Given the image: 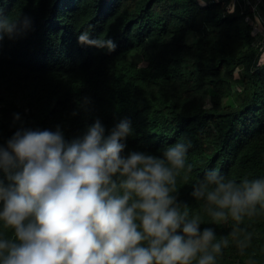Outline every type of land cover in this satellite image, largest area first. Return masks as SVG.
Returning a JSON list of instances; mask_svg holds the SVG:
<instances>
[{"label":"trees","instance_id":"trees-1","mask_svg":"<svg viewBox=\"0 0 264 264\" xmlns=\"http://www.w3.org/2000/svg\"><path fill=\"white\" fill-rule=\"evenodd\" d=\"M256 3L0 0L5 17L30 22L0 43V144L21 127L59 126L70 142L97 119L106 135L130 121L126 153L161 155L190 142L193 172L178 179L179 199L202 216V230L227 236L231 224H213L191 192L210 169L238 182L264 177V43L246 21L259 14L264 31V0L253 10ZM84 31L117 47L81 44ZM191 34L197 40L188 44ZM245 224L251 246L242 255L230 242L217 264H264V216Z\"/></svg>","mask_w":264,"mask_h":264},{"label":"clouds","instance_id":"clouds-1","mask_svg":"<svg viewBox=\"0 0 264 264\" xmlns=\"http://www.w3.org/2000/svg\"><path fill=\"white\" fill-rule=\"evenodd\" d=\"M29 23L0 9V43ZM78 40L117 47L87 31ZM132 131L124 120L106 135L97 119L70 142L59 126L21 127L0 144V264H217L230 242L245 253L253 239L245 221L264 216V177L238 182L210 169L192 185L212 223L231 224L218 239L179 199L178 179L193 172L190 142L126 153Z\"/></svg>","mask_w":264,"mask_h":264},{"label":"built area","instance_id":"built-area-1","mask_svg":"<svg viewBox=\"0 0 264 264\" xmlns=\"http://www.w3.org/2000/svg\"><path fill=\"white\" fill-rule=\"evenodd\" d=\"M259 2L261 3L262 0H257V3L253 6V10H257V6L259 5ZM233 9H234V6L233 5L230 6L229 10L232 11ZM256 14L257 13L255 12V15ZM258 15H256L257 18H255V19L252 18L251 16H247L246 21L249 22L253 26L254 34L257 35L256 41L259 43L258 45H263L264 42L262 41V37L264 36V34L262 33V31H260L261 30L260 27L262 26V24L259 21Z\"/></svg>","mask_w":264,"mask_h":264},{"label":"rangeland","instance_id":"rangeland-1","mask_svg":"<svg viewBox=\"0 0 264 264\" xmlns=\"http://www.w3.org/2000/svg\"><path fill=\"white\" fill-rule=\"evenodd\" d=\"M260 25V24H259ZM261 28V30L260 31H262V33H264V31L262 30V26L260 27ZM197 40V36L196 35H194V34H191V35H189L187 38H186V43H194L195 41Z\"/></svg>","mask_w":264,"mask_h":264}]
</instances>
